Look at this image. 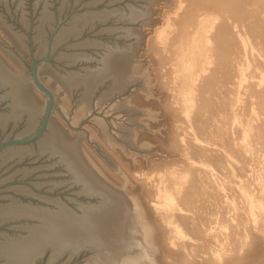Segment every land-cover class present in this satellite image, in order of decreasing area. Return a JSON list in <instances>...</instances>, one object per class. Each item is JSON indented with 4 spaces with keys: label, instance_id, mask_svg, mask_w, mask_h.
Returning a JSON list of instances; mask_svg holds the SVG:
<instances>
[{
    "label": "water",
    "instance_id": "water-1",
    "mask_svg": "<svg viewBox=\"0 0 264 264\" xmlns=\"http://www.w3.org/2000/svg\"><path fill=\"white\" fill-rule=\"evenodd\" d=\"M156 0H0V264H128L148 249L137 204L90 122L134 163L163 155L138 143L160 109L142 24ZM169 2V0H166Z\"/></svg>",
    "mask_w": 264,
    "mask_h": 264
},
{
    "label": "bare ground",
    "instance_id": "bare-ground-1",
    "mask_svg": "<svg viewBox=\"0 0 264 264\" xmlns=\"http://www.w3.org/2000/svg\"><path fill=\"white\" fill-rule=\"evenodd\" d=\"M154 3L149 52L180 130L150 168L125 165L148 243L128 264H264V0Z\"/></svg>",
    "mask_w": 264,
    "mask_h": 264
},
{
    "label": "rangeland",
    "instance_id": "rangeland-1",
    "mask_svg": "<svg viewBox=\"0 0 264 264\" xmlns=\"http://www.w3.org/2000/svg\"><path fill=\"white\" fill-rule=\"evenodd\" d=\"M152 5L155 8H158V7H156L155 3H153ZM150 28H151V26L149 27L148 25L142 24V29H143V32L145 34V35H143L145 37L144 48L137 50V57H147L150 60L153 79L155 81L156 88H155L154 93L152 94V96L149 99L145 98V94L143 92L136 91L135 95H133V97H131L130 100L132 101V103H136L138 106H149V107H153L155 109H160V113L155 114L159 120H154V119H150V118H146V117L143 118L145 121L150 122L151 128L161 127L162 129L159 132H153L152 133V132L140 129L139 126H136V130L139 131L138 136H137L138 143H141L144 139H149L152 143L156 142L153 145V147L151 148V150L152 151L158 150V151L163 152L164 154L163 155H153V157H151L149 159L138 162L137 164L135 162V164H134L133 161H131V159L128 158L124 154L121 147L116 146L115 148H112L108 144V142L101 136V134L98 132V130L90 122H87V121L85 122V125L93 133V135L95 137H97L98 139H100V141L107 148V150L111 153V155L119 161L123 170L126 172L128 177H130L132 179L133 182H142L143 179L141 178L139 180V178L135 176V180H134L133 176H131L130 170L126 171V166H128V164H130L129 162H131L133 164V165L132 164L131 165L134 168H135V166H137L136 167L137 169L139 167H142V165H147V166H144V168H150L149 163L152 164L153 160H154V163H155V161L157 163L158 160L165 158L164 156H166V154L168 153V152L167 153L164 152L165 145L172 146V143L175 141V138H176L175 136L177 135L178 131L180 130L179 120L173 114V112L170 108L171 100L168 99L166 91L163 89V84L160 81L161 80V78H160L161 72L159 70L160 64L158 63L154 54L149 52L148 39L150 38L151 33L147 34L146 30H150ZM82 140H83L85 147L88 149V151L91 153V155L94 158H96L98 160V162L104 167L107 174L109 176L111 175L110 177L114 178V180H117L120 184L123 183L126 186L132 185L131 184L132 182H129V183L126 182L124 177H122L117 171L115 172L108 165V163L103 158H101L100 155L92 148V146L88 143L87 140H85V139H82ZM117 152H119L118 153L119 157L123 158L122 160L117 156L118 155ZM121 152H122L123 156H121L122 155ZM125 159H126V162H128V163H126L124 161ZM237 166L242 167L240 165H237ZM227 181L230 183L229 180H227ZM135 223L139 226L140 220H136ZM136 224L134 226H136Z\"/></svg>",
    "mask_w": 264,
    "mask_h": 264
}]
</instances>
